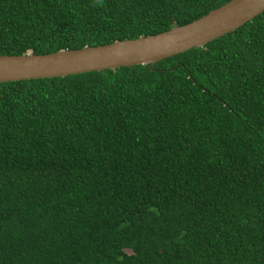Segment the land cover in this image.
I'll return each mask as SVG.
<instances>
[{"label":"trees","instance_id":"16d2710c","mask_svg":"<svg viewBox=\"0 0 264 264\" xmlns=\"http://www.w3.org/2000/svg\"><path fill=\"white\" fill-rule=\"evenodd\" d=\"M229 1L0 0V55ZM0 264H264V12L154 69L1 82Z\"/></svg>","mask_w":264,"mask_h":264},{"label":"water","instance_id":"95a60500","mask_svg":"<svg viewBox=\"0 0 264 264\" xmlns=\"http://www.w3.org/2000/svg\"><path fill=\"white\" fill-rule=\"evenodd\" d=\"M262 12L264 0H231L190 23L154 35L47 54L0 55V83L141 64L154 69L157 62L233 32Z\"/></svg>","mask_w":264,"mask_h":264}]
</instances>
